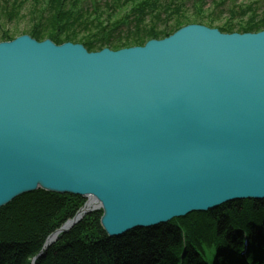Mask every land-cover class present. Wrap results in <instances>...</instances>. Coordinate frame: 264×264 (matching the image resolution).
Masks as SVG:
<instances>
[{
  "label": "water",
  "instance_id": "obj_1",
  "mask_svg": "<svg viewBox=\"0 0 264 264\" xmlns=\"http://www.w3.org/2000/svg\"><path fill=\"white\" fill-rule=\"evenodd\" d=\"M42 190L100 210L109 238L264 200V30L191 24L88 52L0 43V208Z\"/></svg>",
  "mask_w": 264,
  "mask_h": 264
},
{
  "label": "trees",
  "instance_id": "obj_2",
  "mask_svg": "<svg viewBox=\"0 0 264 264\" xmlns=\"http://www.w3.org/2000/svg\"><path fill=\"white\" fill-rule=\"evenodd\" d=\"M256 6L228 8V0H102L80 6L73 0H0V43L18 36L3 25L16 28L24 9L31 28L20 35L56 45L82 35L81 45L97 52L143 46L191 24L212 27L224 13L229 18L219 32L257 33L264 30V8L258 16ZM85 201L37 190L0 208V264H206L212 250L214 264H244L245 250L250 264H264V200L227 203L118 238L105 234L101 211H93L44 248Z\"/></svg>",
  "mask_w": 264,
  "mask_h": 264
},
{
  "label": "rangeland",
  "instance_id": "obj_3",
  "mask_svg": "<svg viewBox=\"0 0 264 264\" xmlns=\"http://www.w3.org/2000/svg\"><path fill=\"white\" fill-rule=\"evenodd\" d=\"M93 1H97V3H99V1H102V0H73L74 3L77 4V6H80V4L82 3H85V2H89V4H93ZM252 3H257V15L260 16V14L262 13V9L264 8V0H228V8H231L232 6H235V7H247V6H251ZM211 3L208 4V6L210 5ZM210 13V10L208 11L207 9L204 10V12L202 13V15L206 16ZM27 10H23L22 11V19H20L18 21V25L17 27L15 28V24H7L5 23L3 25V28L4 30H11V31H14L16 33H18V36H21L20 34H26L28 31H30V28H31V25L29 23V20H28V17H27ZM250 15L249 14H246L242 20L243 22L246 21V19L249 17ZM229 18V16L227 14L224 13V15H222L221 19H218L217 21H215L212 25V27H208V28H212V29H217V28H220L221 25H223L225 23V21ZM113 21H109L106 20L105 21V24H110L112 23ZM207 27V26H205ZM13 28H15L13 30ZM82 35L81 36H78L76 37L75 39V42L72 43V44H79L81 45V43L79 42L80 40H82ZM103 50V49H102ZM110 50V49H109ZM112 51H116V50H112ZM96 52V51H94ZM98 52V51H97Z\"/></svg>",
  "mask_w": 264,
  "mask_h": 264
}]
</instances>
